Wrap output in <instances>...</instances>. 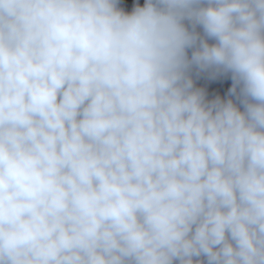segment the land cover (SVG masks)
<instances>
[{
    "label": "clouds",
    "instance_id": "clouds-1",
    "mask_svg": "<svg viewBox=\"0 0 264 264\" xmlns=\"http://www.w3.org/2000/svg\"><path fill=\"white\" fill-rule=\"evenodd\" d=\"M205 20L243 111L173 87L108 0H0V264H264V0Z\"/></svg>",
    "mask_w": 264,
    "mask_h": 264
}]
</instances>
